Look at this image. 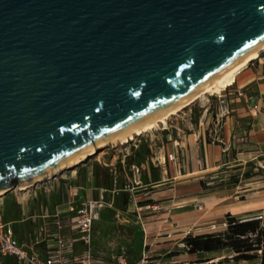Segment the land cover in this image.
I'll return each instance as SVG.
<instances>
[{
	"label": "water",
	"instance_id": "obj_1",
	"mask_svg": "<svg viewBox=\"0 0 264 264\" xmlns=\"http://www.w3.org/2000/svg\"><path fill=\"white\" fill-rule=\"evenodd\" d=\"M262 46L264 0H0V197L85 162Z\"/></svg>",
	"mask_w": 264,
	"mask_h": 264
},
{
	"label": "crops",
	"instance_id": "obj_2",
	"mask_svg": "<svg viewBox=\"0 0 264 264\" xmlns=\"http://www.w3.org/2000/svg\"><path fill=\"white\" fill-rule=\"evenodd\" d=\"M222 92L227 110L215 127L218 141L212 134L215 113L205 111L177 140L165 132L154 139L145 135L110 153L94 154L57 175L51 183L53 194L44 201L49 199V206L35 203L32 210L26 201L21 218L5 221L0 214L1 220L28 253L41 251L44 243H28L43 222V210L63 218L69 205L78 208L103 196L104 210L120 219L116 232L122 239L127 230L137 232L147 253L172 259L178 256H167L169 251L163 249L176 240L184 242L186 236L213 232L227 216L264 218V52L243 66ZM211 102L219 105L217 97ZM170 155L176 158L169 160ZM7 197L1 196L0 202ZM181 256L191 264H213L232 253L223 249ZM0 264H15V258L0 257Z\"/></svg>",
	"mask_w": 264,
	"mask_h": 264
},
{
	"label": "built area",
	"instance_id": "obj_3",
	"mask_svg": "<svg viewBox=\"0 0 264 264\" xmlns=\"http://www.w3.org/2000/svg\"><path fill=\"white\" fill-rule=\"evenodd\" d=\"M216 97L219 99V105L214 114L215 123L212 134L213 139L218 141L215 127L218 119L225 115L227 106L222 94L217 93ZM253 109L255 110L256 106ZM175 158V155L169 156V160ZM106 206L107 202L103 196H100L96 200L81 203L78 208L69 205L67 216L63 218L43 210L41 214L43 222L36 227L28 246L34 247L44 243V249L30 253L18 242L11 226L5 224L0 217V257L12 256L15 258V264H104L101 260L103 253L92 247V225ZM152 208L155 210L157 207ZM178 248L187 250L184 242L178 244ZM111 258L114 259V264L176 263V261H169L161 256L154 257L148 253H143L141 258L133 263L127 262L124 253L112 254Z\"/></svg>",
	"mask_w": 264,
	"mask_h": 264
},
{
	"label": "rangeland",
	"instance_id": "obj_4",
	"mask_svg": "<svg viewBox=\"0 0 264 264\" xmlns=\"http://www.w3.org/2000/svg\"><path fill=\"white\" fill-rule=\"evenodd\" d=\"M222 94V90L218 92L211 93L210 95H205L202 99L197 100L193 104L189 105L188 107L184 108L182 111L177 113L174 116H171L170 119L166 121V125H159L158 128L153 129L147 133H144L140 136H135L134 139L139 137H151L154 139L155 136L161 135L163 132L170 135L172 140H177L181 137V135L188 132V129L193 128L194 125H197L199 122V119L201 118L203 112H210L213 113L216 112V109L218 107V104L212 103L211 99L213 97H216V95ZM212 113V114H213ZM132 141V140H131ZM124 145V144H122ZM122 145L116 146H107L101 150L98 151V154H102L103 152L110 153L114 149L122 148ZM93 157V156H92ZM57 178V176L54 179H49L46 181H43L41 183H38L32 187L27 188L26 190H15L12 192L7 193L8 197L3 201L0 202V214L2 215L3 219L5 221L9 220H16L22 217V211H21V205L24 202H28L29 205H31V209L35 203L38 205L43 204L49 206L51 201H48L45 203V198H49L53 194V187H52V181H54ZM35 204V205H37ZM33 210V209H32ZM33 213V211H32ZM100 217L93 223V243L95 244V248H98L100 252L110 253V254H103L102 255V262L105 264H114V259L111 258V253L116 254L120 253L122 250H124V254L126 256V260L128 263H133L138 261L141 258V255L143 253H147L148 246L146 248L142 249V244L140 238H138L137 232L126 231V239H122L120 233L118 234L116 231L119 227H121L120 219L113 217L111 212H108L107 210H104V208L100 211ZM260 219V218H259ZM260 222L262 225H264V218L260 219ZM224 225V224H223ZM217 227L215 229L223 228L224 226ZM116 232V233H114ZM182 241H174L171 243V245L168 246V248L163 249L164 251H169L166 255L173 256L175 255L177 258L169 259V261H176L175 264H191L188 261H185L184 257H180V255H183L186 253L184 249L178 248V244H180ZM122 247V248H121ZM145 250V251H144ZM149 255H153L154 257H157L158 255L148 253ZM163 254V253H161ZM230 257L227 259L215 260L213 264H220V262L223 264L225 261H230ZM254 263H257L255 261ZM224 264H242V263H234L232 262H226Z\"/></svg>",
	"mask_w": 264,
	"mask_h": 264
},
{
	"label": "trees",
	"instance_id": "obj_5",
	"mask_svg": "<svg viewBox=\"0 0 264 264\" xmlns=\"http://www.w3.org/2000/svg\"><path fill=\"white\" fill-rule=\"evenodd\" d=\"M223 228L213 229V232L186 236L184 243L186 253H211L217 250L229 249L230 259L242 264H264V225L260 219L239 220L226 217ZM209 259L199 262H206ZM257 261V263H254Z\"/></svg>",
	"mask_w": 264,
	"mask_h": 264
},
{
	"label": "bare ground",
	"instance_id": "obj_6",
	"mask_svg": "<svg viewBox=\"0 0 264 264\" xmlns=\"http://www.w3.org/2000/svg\"><path fill=\"white\" fill-rule=\"evenodd\" d=\"M261 50H264V46H262L260 50H256V51L252 52L251 54L246 56L238 65L233 66V67L229 68L228 70H226L225 72L221 73L219 76H217L211 82H209L205 86L195 90L194 92H192L191 94L186 96L183 100H181L179 103H177L173 107L169 108L168 110L164 111L163 113H161L156 118L146 122L145 124H143L139 128L134 129L133 131L127 133L126 135H123L120 138L112 141L111 144H109V145L117 146V145L126 144L129 141L133 140L135 136H140V135H142L144 133H147V132H149V131H151L153 129H156V128L159 127V125H166V121L168 119H170L171 116L176 115L177 113L182 111L184 108H186L189 105L193 104L197 100L202 99L205 95H210L211 93L223 90L227 86L231 85V83H232V81H233V79L235 77V74L243 66L247 65V63L250 60L255 59L258 56V54H259V52ZM92 154L93 155L96 154V153H94V149H92V151L89 152V155H92ZM86 155L84 157L80 158V159H77V160L71 162L68 165V167L69 168H74L82 160L85 159ZM61 173L62 172H60V169L56 171L57 175H59ZM47 179H51V176H49ZM29 187H30V185H29ZM29 187L27 185H24V186H22L20 188H17L16 190L22 191V190H26Z\"/></svg>",
	"mask_w": 264,
	"mask_h": 264
}]
</instances>
